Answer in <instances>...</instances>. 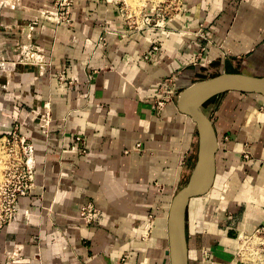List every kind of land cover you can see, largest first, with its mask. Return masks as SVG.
<instances>
[{
	"label": "crops",
	"instance_id": "crops-1",
	"mask_svg": "<svg viewBox=\"0 0 264 264\" xmlns=\"http://www.w3.org/2000/svg\"><path fill=\"white\" fill-rule=\"evenodd\" d=\"M52 3L0 0V136L30 137L37 165L19 221L0 231V264H171L169 209L199 149L177 99L223 73L264 77V0H183L165 31L140 32L114 2L80 0L72 26L49 18ZM28 45L42 64L19 62ZM161 90L176 96L159 111ZM262 98L229 92L205 104L217 175L187 210L189 264H264L240 257L242 237L264 227ZM88 202L101 209L92 225L79 218Z\"/></svg>",
	"mask_w": 264,
	"mask_h": 264
},
{
	"label": "built area",
	"instance_id": "built-area-1",
	"mask_svg": "<svg viewBox=\"0 0 264 264\" xmlns=\"http://www.w3.org/2000/svg\"><path fill=\"white\" fill-rule=\"evenodd\" d=\"M106 1L119 4L120 13L130 29L140 32L145 29L165 31L169 21L180 11L183 0H148L140 11L134 10L127 3V0ZM79 5L80 0H53L47 15L56 25L72 26L74 23L73 15ZM102 40H105L104 37ZM154 49L157 50L158 47L155 46ZM43 60L40 47L28 45V47L26 46V54H22L19 62L26 65H39L43 63ZM6 69L7 62L0 58V74L3 71L7 73ZM167 83L176 87L175 79H169ZM175 96L176 93L174 94L172 91L161 90L154 100L156 109L163 110L169 103L175 101ZM46 110V117H49L48 108ZM49 123L50 120L43 118L39 124L41 130L47 131ZM4 138L7 140L8 147L5 150L7 160L3 170V179L0 182V231L19 221L20 201L33 194L37 180L35 147L32 139L16 131ZM243 155L246 159L252 158V153L249 150L243 151ZM100 215V207L93 202H88L81 207L79 218L84 223L92 225ZM151 217L153 218V216ZM149 232L147 230L141 238L147 239ZM245 240L253 241L252 246L247 250L243 248ZM249 250V255L253 257L252 260L249 259L251 261L248 260L249 263H264V227L259 228L253 235L242 237L240 257L243 261L248 262L245 256Z\"/></svg>",
	"mask_w": 264,
	"mask_h": 264
},
{
	"label": "water",
	"instance_id": "water-1",
	"mask_svg": "<svg viewBox=\"0 0 264 264\" xmlns=\"http://www.w3.org/2000/svg\"><path fill=\"white\" fill-rule=\"evenodd\" d=\"M239 92L264 96V77L240 73H223L185 87L177 99L180 111L191 117L198 128V159L186 186L174 196L168 215L171 264H189L186 218L193 198L207 195L214 187L217 175L219 140L213 120L205 104L216 96Z\"/></svg>",
	"mask_w": 264,
	"mask_h": 264
},
{
	"label": "rangeland",
	"instance_id": "rangeland-1",
	"mask_svg": "<svg viewBox=\"0 0 264 264\" xmlns=\"http://www.w3.org/2000/svg\"><path fill=\"white\" fill-rule=\"evenodd\" d=\"M148 0H127V3L136 11H140L141 9L144 8V5L147 3ZM5 1H3L4 3ZM258 95V94H256ZM260 97H264L263 95H258ZM213 101H211L212 103ZM210 104V103H209ZM215 104V103H213ZM257 112H262V114H264V98H262V103L260 105H258L257 109H256V113ZM257 115V114H256ZM6 135L4 136H0V177L3 175V170L5 168V162L7 160V155L5 153V150L7 149L8 145H7V140L4 138ZM6 156V157H5ZM1 179V178H0ZM3 179V176H2ZM1 181V180H0ZM180 189H178L179 191ZM178 191L176 192V194L178 193ZM151 233V232H149ZM147 236L149 237V235L147 234ZM253 249V247H252ZM250 250L247 252L246 254V260L248 261L249 259H253L252 256L249 255ZM249 260V261H251ZM248 261V262H249Z\"/></svg>",
	"mask_w": 264,
	"mask_h": 264
},
{
	"label": "bare ground",
	"instance_id": "bare-ground-1",
	"mask_svg": "<svg viewBox=\"0 0 264 264\" xmlns=\"http://www.w3.org/2000/svg\"><path fill=\"white\" fill-rule=\"evenodd\" d=\"M2 1H4V0H2ZM5 1H6V0H5ZM5 157H6V156H5ZM1 168H3V167H1ZM1 168H0V169H1ZM2 176H3V175H2ZM2 176L0 177V178H1V179H0L1 181H0V182H2ZM250 244H252V243H250ZM247 245H248V244H247ZM244 247H246V246H244ZM246 249H247V247H246Z\"/></svg>",
	"mask_w": 264,
	"mask_h": 264
}]
</instances>
